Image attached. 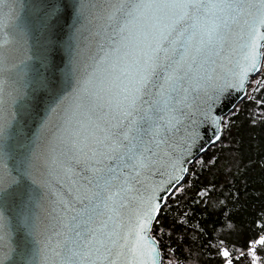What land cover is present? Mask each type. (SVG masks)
<instances>
[{"label": "snow or ice", "instance_id": "6c2138e0", "mask_svg": "<svg viewBox=\"0 0 264 264\" xmlns=\"http://www.w3.org/2000/svg\"><path fill=\"white\" fill-rule=\"evenodd\" d=\"M262 93L264 0H0V264H182L170 202Z\"/></svg>", "mask_w": 264, "mask_h": 264}, {"label": "trees", "instance_id": "16d2710c", "mask_svg": "<svg viewBox=\"0 0 264 264\" xmlns=\"http://www.w3.org/2000/svg\"><path fill=\"white\" fill-rule=\"evenodd\" d=\"M238 108L229 137L231 146L226 141L224 146L218 144L205 153L203 160L207 162L215 156V163L203 170L199 165H192L197 175L190 178V185L186 181L183 191L170 202V219L186 213L191 225L198 224L207 233L204 236L194 230L185 231L183 243H173L182 264H222L216 255V248L221 246L219 240L233 257L237 255V249L244 251L245 257L239 264H249L247 243L264 234V104L244 99ZM236 141H239V148ZM240 154L244 166L242 173H237ZM201 190L207 191L208 196H199ZM237 190L239 199L236 198ZM195 201H206L208 211H204L203 203L197 205ZM193 209H196L194 216ZM224 212L229 213L227 220ZM228 222L233 227L221 230V225ZM214 229L219 231L214 232ZM208 241L216 244V248ZM258 251L264 264V249Z\"/></svg>", "mask_w": 264, "mask_h": 264}, {"label": "water", "instance_id": "95a60500", "mask_svg": "<svg viewBox=\"0 0 264 264\" xmlns=\"http://www.w3.org/2000/svg\"><path fill=\"white\" fill-rule=\"evenodd\" d=\"M243 101V100H242ZM242 101H238V104L240 103V102H242ZM205 154V153H204ZM204 154H202V155H204Z\"/></svg>", "mask_w": 264, "mask_h": 264}]
</instances>
